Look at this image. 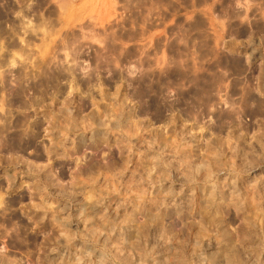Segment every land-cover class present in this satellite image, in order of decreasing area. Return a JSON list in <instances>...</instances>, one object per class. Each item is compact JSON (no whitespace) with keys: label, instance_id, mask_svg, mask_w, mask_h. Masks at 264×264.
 Listing matches in <instances>:
<instances>
[{"label":"rangeland","instance_id":"1","mask_svg":"<svg viewBox=\"0 0 264 264\" xmlns=\"http://www.w3.org/2000/svg\"><path fill=\"white\" fill-rule=\"evenodd\" d=\"M0 129V264H264V0H0Z\"/></svg>","mask_w":264,"mask_h":264},{"label":"bare ground","instance_id":"2","mask_svg":"<svg viewBox=\"0 0 264 264\" xmlns=\"http://www.w3.org/2000/svg\"><path fill=\"white\" fill-rule=\"evenodd\" d=\"M17 1V0H16ZM45 2V1H44ZM27 4V3H26ZM11 7V6H10ZM31 8V7H30ZM3 11H5V10H3ZM22 11H23V15H25V9H22ZM28 11V10H27ZM20 12V11H19ZM27 15V14H26ZM21 20V19H20ZM20 22V21H19ZM44 22V21H43ZM19 25V24H18ZM33 25V24H32ZM39 25V24H38ZM22 40V39H21ZM16 95H23V90L22 89H18L17 91H16V93H15ZM18 97H20V96H18ZM25 105H27L26 103H24ZM27 118V117H26ZM22 122V121H21ZM1 130V129H0ZM22 139V138H21ZM233 256V258H234V255H231V256H228L229 258H231ZM155 259V258H154ZM228 259V258H227ZM232 259V258H231ZM157 260H158V258H157ZM237 260V259H236ZM158 262V261H157ZM228 264H231V263H233L234 264V261H231V260H229L228 259V262H227Z\"/></svg>","mask_w":264,"mask_h":264}]
</instances>
